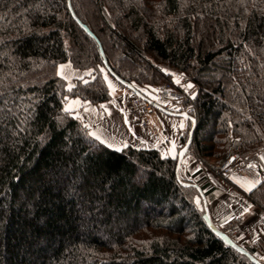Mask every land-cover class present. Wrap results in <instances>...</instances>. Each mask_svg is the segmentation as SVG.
<instances>
[{"label":"trees","instance_id":"trees-1","mask_svg":"<svg viewBox=\"0 0 264 264\" xmlns=\"http://www.w3.org/2000/svg\"><path fill=\"white\" fill-rule=\"evenodd\" d=\"M70 9L92 36L67 0H0V264H253L207 226L177 158L116 151L64 106L110 101L103 59L135 90L174 74L196 120L188 152L214 171L237 141L246 167L264 148V0ZM62 63L88 76L67 89ZM245 195L264 210V179Z\"/></svg>","mask_w":264,"mask_h":264},{"label":"crops","instance_id":"crops-1","mask_svg":"<svg viewBox=\"0 0 264 264\" xmlns=\"http://www.w3.org/2000/svg\"><path fill=\"white\" fill-rule=\"evenodd\" d=\"M57 74L68 81V87L73 85L75 80L86 79L88 76L85 72L73 69L69 63L59 64ZM140 91L147 99L154 98L155 93L151 87L144 86ZM109 92L111 99L108 102L92 105L79 98H68L64 108H68V112L81 121L89 132L96 133L108 143L118 145L120 148L125 145L139 149L153 148L162 157L177 158L182 147L181 137L188 127L187 120L153 111L148 115L147 126L144 128L133 122L121 103V98L130 94H127V89L118 91L116 88L109 87ZM190 154L189 152L183 156L178 171L187 174L192 181L191 184L198 188L200 192L196 197L198 206L204 210L200 195L202 194L205 209L214 227L226 218L241 217L243 219L242 234L235 242L251 250L254 257L263 262L264 210L248 201L245 193L254 190L264 179V148L260 151L257 160L250 161L246 167L228 179H222L210 168L202 167ZM245 188L250 190L246 191ZM254 241L260 245L257 251L251 249V243Z\"/></svg>","mask_w":264,"mask_h":264},{"label":"built area","instance_id":"built-area-1","mask_svg":"<svg viewBox=\"0 0 264 264\" xmlns=\"http://www.w3.org/2000/svg\"><path fill=\"white\" fill-rule=\"evenodd\" d=\"M184 83L185 80L181 79ZM157 97L153 99V103L161 106L165 110L176 111L177 104H169L168 101L172 96V85L170 83L162 84L156 87ZM123 106L127 110L129 116L133 122L142 127L147 126V117L155 108L147 101L129 94L123 98ZM239 143L237 141L232 142L228 153L222 158L221 162L214 166V174L222 179H228L244 168V163L240 160ZM243 219L238 216H232L226 218L216 225V229L219 233L224 234L232 240H236L239 235L242 234ZM251 249L257 251L260 249V245L257 241L251 243Z\"/></svg>","mask_w":264,"mask_h":264},{"label":"water","instance_id":"water-1","mask_svg":"<svg viewBox=\"0 0 264 264\" xmlns=\"http://www.w3.org/2000/svg\"><path fill=\"white\" fill-rule=\"evenodd\" d=\"M67 5L68 8L70 10V13L72 15V17L74 18V20L77 22V24L81 27V29L84 30V32L89 35L92 36V33L88 30V28L86 26H84L83 24H81L73 15L71 9H70V0H67ZM100 53L102 54V51L100 49ZM103 64L105 65L106 71L108 73V75L114 79L118 84H120L122 87H124L125 89H127L128 91H130L131 93H133L135 96L149 102L156 110L166 114V115H170V116H175V117H179V118H183L187 121L191 122V128L188 131V136H187V140L184 143V145L182 146V148L179 150L178 154H177V163H176V168L178 170V166L181 162V159L183 158V156L188 153V150L190 148V145L192 143V138H193V133H194V129H195V125H196V120L194 118H192L191 116L188 115V113L186 111H181L180 108H177L175 112H171V111H167L165 109H163L162 107H160L159 105H156L155 103H153L151 100L147 99L146 97H144L139 91L135 90L132 85L130 84H126L125 82H123L121 79H119L118 77H116L111 71L110 69L106 66V62L103 59ZM182 183V182H181ZM184 184V183H182ZM185 185H191L193 187H195L197 190L198 188L191 184V183H187ZM199 192V190H198ZM200 193V192H199ZM201 195V198L203 200L204 203V214H203V219L205 220V223L207 224V226L228 246H230L233 250H235L237 253L244 255L251 263L253 264H262L260 261H258L252 254H250L246 249H244L243 247L239 246L237 243H235L233 240H231L230 238H228L227 236H225L222 233H219L216 228L212 225L210 218L208 216V213L205 209V202H204V197Z\"/></svg>","mask_w":264,"mask_h":264},{"label":"rangeland","instance_id":"rangeland-1","mask_svg":"<svg viewBox=\"0 0 264 264\" xmlns=\"http://www.w3.org/2000/svg\"><path fill=\"white\" fill-rule=\"evenodd\" d=\"M116 54H118V51L116 52ZM113 57H115V54H113ZM105 75V77H106V81H107V83H108V87H109V85L111 84L112 85V87L111 88H116L118 91H125V88H123L120 84H118L114 79H112L110 76H108L106 73H104ZM175 78L176 79H178L179 81H180V83L179 84H177V83H175L174 82V80H172V81H166V82H164L163 84H165V83H170L171 85H172V96H171V98L168 100V103L169 104H171V105H173V104H177L178 105V107L180 108V109H182L181 111H186V108L184 107V105L182 104V102L181 101H183L184 99H185V96H187V91L185 92V94L183 95L182 93H180V90H179V88H181L182 86H184V84H185V82L184 83H182L181 82V79H179V78H177L176 76H175ZM62 79V78H61ZM65 81V80H64ZM65 83H66V88L67 89H70L73 85H74V82H73V85H71L70 87H68V81H65ZM162 85V84H161ZM161 85H159V86H161ZM144 87V86H143ZM142 87H140V88H138L137 90H139V92H141L140 91V89H141ZM152 89H153V91H154V93H155V95L153 94V96H154V98L153 99H155L156 97H157V93H156V87H151ZM128 91V90H127ZM131 94V92L130 91H128L127 92V94ZM125 96H127V95H124L122 98H121V103L123 104V98L125 97ZM154 111H158V110H154ZM182 148V147H181ZM188 154H189V152H188ZM176 159V158H175ZM214 163V164H213ZM200 164V163H199ZM210 164H213V165H215V162H210ZM258 260V259H257ZM259 261V260H258ZM262 264H264V261L262 262V261H260Z\"/></svg>","mask_w":264,"mask_h":264},{"label":"snow or ice","instance_id":"snow-or-ice-1","mask_svg":"<svg viewBox=\"0 0 264 264\" xmlns=\"http://www.w3.org/2000/svg\"><path fill=\"white\" fill-rule=\"evenodd\" d=\"M61 67H63V66H61ZM161 71H164V72L167 74V71H168V70H167V69H161ZM58 74H59V73H58ZM173 80H174V82L177 83V84L180 83V81H179L178 79L175 78V75H174V74H173ZM109 87L111 88L112 85L110 84ZM191 87H192V85L189 83V84L186 86V89H185V90H187L188 88H191ZM191 95L194 97V96H195V93H191ZM64 111L68 112L69 109H68V108H65ZM181 127H183V125H181ZM88 135H89V136H94L95 139H97V140L100 141V143H102V144H107L108 147H110V148H114L116 151H120V150H121L120 146H118V145H114V144H111V143H108L106 140L102 139V138H101L99 135H97L96 133L89 132ZM125 146H126V145H125ZM241 186L244 187V185H241ZM245 190L248 191V190H250V188H245ZM245 211H247V209H245Z\"/></svg>","mask_w":264,"mask_h":264}]
</instances>
